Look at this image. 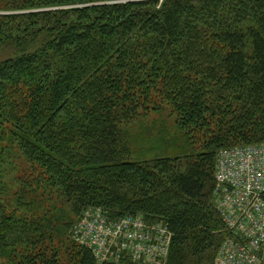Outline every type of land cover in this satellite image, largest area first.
Returning <instances> with one entry per match:
<instances>
[{"label": "trees", "instance_id": "16d2710c", "mask_svg": "<svg viewBox=\"0 0 264 264\" xmlns=\"http://www.w3.org/2000/svg\"><path fill=\"white\" fill-rule=\"evenodd\" d=\"M0 10H19L0 13V141L11 136L32 163L26 184L47 199L57 190L79 225L90 210L142 216V242L164 244L149 258L114 245L124 257L101 263L73 240L71 264H215L229 238L241 241L216 202V160L264 143V0H0ZM166 108L183 143L138 158L130 128ZM32 202L29 216L0 201V254L65 264L55 242L72 216Z\"/></svg>", "mask_w": 264, "mask_h": 264}, {"label": "built area", "instance_id": "2783aa9c", "mask_svg": "<svg viewBox=\"0 0 264 264\" xmlns=\"http://www.w3.org/2000/svg\"><path fill=\"white\" fill-rule=\"evenodd\" d=\"M215 175L219 211L226 225L241 237V241L229 238L224 243L215 264H264V143L221 149ZM83 218L76 239L92 247L101 263L112 260L114 245L121 250L131 246L138 258H149L157 250L163 253L164 244L153 249L142 242L143 236L149 237L142 216L112 221L100 210H90Z\"/></svg>", "mask_w": 264, "mask_h": 264}, {"label": "rangeland", "instance_id": "374dc122", "mask_svg": "<svg viewBox=\"0 0 264 264\" xmlns=\"http://www.w3.org/2000/svg\"><path fill=\"white\" fill-rule=\"evenodd\" d=\"M162 1V0H161ZM35 9L22 10L23 12L32 11ZM21 11V12H22ZM14 10H0V13H15ZM165 106H168L165 104ZM176 115L171 112L169 108L161 112H153L148 117L142 120V125L132 126L130 132L132 133V145L137 151L138 158L162 156L164 154V147L168 148L173 143L181 144L185 139V132L177 126ZM4 140L0 141V201L8 204L13 208H18L22 213H28L31 216L30 206L33 202L45 199L48 202L56 204V213L63 220V210L70 213L73 218L67 235L56 239L55 247L59 250L61 261L65 264H71L69 261V243L76 239V230L79 225L78 219L81 215L73 213L71 204L65 202L57 190L49 192L51 199H47V194L42 189L35 190L34 186L26 184L27 179L31 178L33 169L32 163L27 159L24 152L12 140V137L4 134ZM259 141L256 143H261ZM15 144V145H14ZM54 211V208H53ZM52 214V213H51ZM54 214V213H53ZM85 216V215H84ZM66 220V217H65ZM60 237V236H59ZM68 237V239H67ZM66 239V240H64ZM123 251L115 249L112 254V260L124 257ZM132 256V254H130ZM133 258V256H132ZM117 260V261H118ZM0 264H12L11 260L0 254Z\"/></svg>", "mask_w": 264, "mask_h": 264}]
</instances>
